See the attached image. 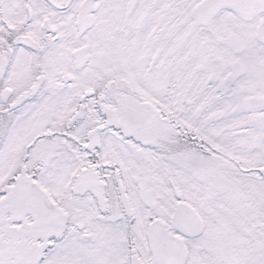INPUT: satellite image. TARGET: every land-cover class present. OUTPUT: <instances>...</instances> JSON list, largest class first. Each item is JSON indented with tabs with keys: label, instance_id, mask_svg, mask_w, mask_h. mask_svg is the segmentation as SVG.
<instances>
[{
	"label": "snow or ice",
	"instance_id": "6c2138e0",
	"mask_svg": "<svg viewBox=\"0 0 264 264\" xmlns=\"http://www.w3.org/2000/svg\"><path fill=\"white\" fill-rule=\"evenodd\" d=\"M0 264H264V0H0Z\"/></svg>",
	"mask_w": 264,
	"mask_h": 264
}]
</instances>
